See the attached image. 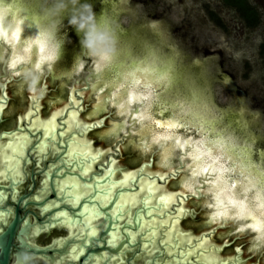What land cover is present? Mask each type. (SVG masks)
I'll list each match as a JSON object with an SVG mask.
<instances>
[{
    "label": "water",
    "instance_id": "1",
    "mask_svg": "<svg viewBox=\"0 0 264 264\" xmlns=\"http://www.w3.org/2000/svg\"><path fill=\"white\" fill-rule=\"evenodd\" d=\"M63 2V0H0V63L6 54L3 57L0 77H6V65L9 66L12 62L16 64V67H10V75L4 82H0V86L3 88L6 82L8 86L15 80L10 85L15 91L13 95L18 97V103H11L12 109H7L3 113V116L6 113V118L0 127L11 125L16 111L25 106L26 88L25 80L22 78L33 77L29 79L31 87L29 94L45 102L43 108L45 113L49 106L47 101L54 100L50 95L61 94L64 98L68 85L66 80L72 78L67 75L76 72L78 66H80L79 70L83 67L81 60L85 39L82 34L74 32V29L90 17L92 12H97L100 5L96 2L93 5H86L84 12H80L81 9L78 8L77 14L73 16L66 12V17L57 21L59 12L63 13L67 6H71V3L67 2L62 11L58 10ZM103 2L102 10L95 15L93 22H90L86 29L88 52L92 57V69L89 74L92 79L85 77L87 86L79 87L75 84L72 86L83 89L84 102L88 105L81 113L79 121L75 123L79 132L84 133V138L96 137L94 146L97 147L110 146L122 141L118 167H123L125 170L140 168L146 159L152 158L154 153L153 167L157 166L168 172L182 169L178 176L168 181V188L183 187L187 192L200 190V196L192 197L188 201L189 204L200 206L199 214L195 217H182L177 224V228L190 231L194 235L211 228L214 223H221L223 217L218 213L230 217L240 214L241 204L247 203L243 196L235 205L229 204L226 208H217L218 193L225 203L231 199L227 189L234 180L252 175L258 182L249 196L258 194L264 199V175H262L264 151L260 149L256 155L257 149L264 147V140L254 145L257 136L251 131L254 130L264 138V115L260 126L250 129L243 104L239 109L229 107H236L235 98H244L247 94L232 79L230 84L233 90L230 86L218 82V78L214 80L211 76L212 78L209 79L207 73L210 75L216 72L226 73L221 68L217 69L219 67L215 69L214 65H209L206 73L201 61L195 57L197 53L195 48L199 46L195 43L196 47L192 46L193 42L188 35L185 46L186 44L189 46L187 49L190 57H187L182 47L168 40L159 28L160 22L154 19L145 20L143 23L147 24L146 27L134 21L135 13L132 14L134 17L132 21L129 16L121 15L123 11L133 10L130 8L129 0H103ZM139 3L144 7V0H139ZM160 11L163 10L157 6V14ZM175 25L178 27L176 23ZM151 31L154 33L151 34ZM38 37L39 44L34 42ZM41 46L43 52L40 50ZM198 49L202 52L201 48ZM102 54L108 58L101 59ZM41 60L45 63L41 69H38L36 65ZM193 60L196 61L197 67L193 64ZM48 64L51 65L50 68ZM44 68L47 71L40 89L37 86ZM48 76H53L54 79L47 82ZM79 81V78L74 80L76 83ZM45 83L49 89L50 84L62 85L54 93L46 96L51 90H45ZM247 98L250 107L257 105L249 96ZM66 103L68 101L63 102L62 99L50 102L51 110L44 114V118H48L51 111L55 110L53 104L61 106ZM108 107L110 111L102 116L105 118L103 127L89 130V121L102 118H98L99 114ZM114 113L119 115L118 119L115 118ZM3 116H0V122ZM158 119L175 120L183 127L161 128L156 124ZM17 122L18 120L13 126L0 129V139L14 129ZM157 136L161 138L159 144L156 142ZM164 137L167 139L164 140ZM215 141L226 145L227 151L216 150L213 143ZM210 148L213 149V155L219 157V161L215 164L208 154ZM123 153L129 154L126 161ZM206 168L208 172L204 175ZM147 170L151 171L152 168ZM31 173V183L26 192L19 193V185L26 180V177L18 185H10L8 182L0 184V229L7 222L9 213L13 212V217L0 232V264H7L15 246V239L19 240L20 245L24 244L22 235L26 234L30 225L28 214L40 224L34 222L29 226L26 239L37 236L42 230L52 228L46 222L47 213L42 203L33 200L42 187L44 173L35 170ZM37 174L43 178L40 179V184L35 190ZM7 194L11 199L8 203L14 207L13 210L6 204ZM49 196L54 198L55 194L49 193ZM28 205L39 210L40 216L35 210H27L21 214L20 210L27 208ZM205 205L210 207H204ZM22 220L24 223L19 226ZM246 223V221L229 220L226 227L216 231L213 242L227 239L231 233H235L234 243L223 249V252L230 254L233 245L241 243L242 261L243 258H247L246 264H264V237L257 239L259 234L248 229ZM41 225L43 228L40 227ZM57 226L67 228L68 232L73 231L68 225ZM238 230L241 232L239 235ZM70 240L71 237L65 234L45 245L33 244L42 249L40 253L44 256L48 255V252H51L50 256L66 254L71 264H104L99 260L101 255H120L115 253V250L93 243L88 247L86 255L72 260ZM14 254L27 257L26 252L17 251ZM219 254L215 253V255ZM54 260L53 264H58L56 258ZM107 264H124V261H108ZM133 264H149V261L144 254H141Z\"/></svg>",
    "mask_w": 264,
    "mask_h": 264
},
{
    "label": "snow or ice",
    "instance_id": "2",
    "mask_svg": "<svg viewBox=\"0 0 264 264\" xmlns=\"http://www.w3.org/2000/svg\"><path fill=\"white\" fill-rule=\"evenodd\" d=\"M34 42L39 44L40 38ZM40 50L43 52V46ZM107 58L101 55V59ZM44 63L41 60L36 67L41 69ZM9 67H16L15 62ZM44 88L51 90L47 83ZM28 101V107L16 113L18 122L15 128L0 139V184L18 185L32 174L29 167L44 173L42 187L33 200L42 203L49 227L68 225L73 229L67 233L71 237L72 259L86 255L88 247L96 243L120 254L101 255L99 260L104 264L118 260L133 264L141 254L149 264H246L247 258L242 261V246L236 245L232 253L225 254L223 249L232 245L234 239L214 243V234L233 220L246 221V227L259 234L257 239L264 237V199L258 194L249 196L258 182L252 175L233 181L227 189L231 196L227 203L220 198V193L216 196L218 209L239 203L243 196L247 203L241 204L240 214L230 217L218 213L223 217L221 223H214L211 228L194 235L177 228V224L182 217L199 214L200 206L188 201L200 196V190L169 189L168 181L178 176L182 169L168 172L153 167L155 153L140 168L125 170L118 167L122 141L97 147L94 146L96 137L84 138V133L75 127L81 113L88 107L84 102L83 89L72 87L68 103L61 106L53 104L55 110L48 118L42 114L45 105L39 98L28 94ZM13 102L18 103V97L12 95L6 82L0 88V116ZM104 121V117L89 121V130L103 127ZM156 124L161 128L183 127L175 120L158 119ZM156 142L161 143L159 136ZM213 143L216 150L227 151L222 142ZM208 154L213 164L219 161L212 148ZM149 168L152 170L148 171ZM207 172L206 168L204 175ZM49 193H54V198ZM237 234L241 232L238 230ZM22 247L37 255L42 251L29 239Z\"/></svg>",
    "mask_w": 264,
    "mask_h": 264
},
{
    "label": "flooded vegetation",
    "instance_id": "3",
    "mask_svg": "<svg viewBox=\"0 0 264 264\" xmlns=\"http://www.w3.org/2000/svg\"><path fill=\"white\" fill-rule=\"evenodd\" d=\"M63 1L64 2L59 5L60 8L58 10L62 11L63 8H64L63 6L67 2H70L71 3V6H70L71 8L67 6V9L65 8L64 9L65 11L63 13H60L59 12V15L57 17V21H59L60 18L61 19L65 18L66 17V14H65L66 12H68L69 14H72V16H73L74 14H77L78 8L81 9L80 12H84V7H86V5L87 6L90 5V4L93 5V3H95V2L100 5V8H99V10L97 12H92L91 16L88 17L87 19H85L81 24H79L78 26H75L74 32H76L79 35L82 34L83 35V38L85 39V43H84L85 45L82 47L83 58L81 60L82 61V64H83V67L79 70L78 67H80V66H78L76 68V70H77L76 72L74 71V72H72L71 75H69V74L67 75L69 77L72 76V78L69 81L66 80V82H68V85L66 87V93H65L64 98L61 97V94L60 95H52L51 94V93H54L58 89V87L61 86L62 84L57 83V84H55V86H51V84H50L51 91L48 92V94L46 96H49L51 94L50 97L54 98V100L52 99L50 101H47V104L49 106L47 107V110H46L45 113L50 112V110H51L50 107H52V106H50V102L55 101L57 99H62L63 102L64 101H68L69 90L72 88V86L74 84H75V86L83 87V86L86 85L85 84V77H88L89 80L92 79V76L89 75L90 74V71L92 69V57L90 56V54L88 52V49L89 48H88L87 42H86V29H87V26L89 25V23L90 22H93V19H94L95 15L98 14V12L100 10H102L101 9L102 8V4L104 3L103 0H63ZM129 5H130V8H133V10H132L133 12L132 11H130V12L123 11L121 15L129 16V18L131 20V19L134 18L132 16V14L135 13V20L134 21L135 22L142 23L146 27H147V24L146 23H143L145 20H152V19H154L157 22H160L161 23L160 24L161 27H159V28L165 33V35L168 37V40L171 41V42H173V43H175V44H177L178 46L182 47L183 50L186 51L187 57H190V54H189L188 49H187L189 46H188V44H186V46H185L186 36L189 35V34H187L188 32L185 31V22L183 23V25H180V26L177 27L175 25V23L172 20H170V18L168 17V15L166 14L165 11H160L159 14H157V2H156V0H144V7L139 3V0H129ZM72 8L73 9L75 8V10H73ZM186 24L188 26L190 25V23H189L188 20L186 21ZM176 30L178 31V33H176ZM150 33L153 34L154 32L151 31ZM190 37H191L190 39L193 42L192 43V46H195L194 45L195 40H196L195 35L194 34H191ZM205 41L208 44H211L212 43L210 38H205ZM198 48H200V47H196L195 48L196 49V52H197L195 57L201 61L200 63H202V67H203V69L205 68L206 73L208 72L209 65H214V68L215 69H216V67H219L217 69H220L221 68V65H222L221 60L222 59H221V57L219 55V51L217 52V51H214L213 50L212 52L204 53L206 51L204 46H202V48L204 50L201 48L202 49V52H200L201 50L198 49ZM3 57H2V60H1V63H0V74H2L1 67H2V62H3ZM193 64L196 66V61L195 60H193ZM5 67H6V71H7V75H5V76L8 77L10 75V73H9L10 72V67L8 65H6ZM46 71L47 70L44 68L43 69V72H42V75L39 78V82H38V86L37 87H39L40 89L43 86L44 76H45L44 74H46ZM206 75L208 76L209 79H211L213 77V79L216 78V80H217V78H218L219 79L218 82H221L222 84H226V85L230 86L231 89L233 90L232 85H231L232 84L231 83V78L228 75H226L224 73H219V72H216L213 75H210L209 73H207ZM18 76H21V75H18ZM6 77H0V82H4ZM69 77L67 79H69ZM30 78H33V77L31 76V77H24V78H22V79L25 80V88H26V90H25V98H26V100L25 101H26V103H25V106L23 108H21V109H26L28 107V105H29L28 94H29V91L31 89L30 84H29V79ZM76 78H79L80 79L79 83L74 82V80ZM53 79H54L53 76H48L46 81L47 82H51ZM228 80H229V82H228ZM14 81H12L11 83H14ZM10 84H8V88L12 90V87H11ZM0 88H1V86H0ZM13 94H15V91L12 90V95ZM247 97L248 96L245 95L244 98H235L236 99L235 100L236 107L235 106H229V107L239 109L241 107V105L243 104L244 109H245V116H246L247 119H249L250 129H251L252 127H258V126H260V124L262 122L263 115H264L263 114L264 111H263V109L259 108L257 105H254V106L250 107L249 104H248V102H247V99H249V98H247ZM44 105H45V102H44ZM10 106H12V105L9 104V106L7 108L8 110H11L12 109ZM43 108H42V114L44 116L45 113L43 112ZM17 111H16V113H17ZM108 111H110V107L103 109L102 112L99 114V117L98 118L104 116L105 115L104 113L105 112H108ZM16 113L14 115V122L11 125H8V126H1L0 129L13 126V124L17 120ZM5 114H4L3 118H2V121L0 122V125L4 122V120L6 118ZM48 115H49V113H48ZM115 115H116L115 118L118 119L119 118V115H117V114H115ZM126 125H128V122H126ZM251 131L257 136V141H256V143H254V145L255 144H260L261 140H264L263 136L261 134H259V133H255L254 130H251ZM260 149L264 151V147L258 148L257 151H256L257 152L256 155L258 154V152H259ZM123 155L125 156V161H126V158H127V156H129V154L123 153ZM176 156H177V154L175 155V159H176ZM28 170L30 172L32 170L34 171V169H32L31 167H29ZM30 177H31V175L27 176L26 177V180H24L19 185V188H20L19 193H23V192L28 191V189H29L28 186L31 183V178ZM41 178H43V177L40 176V175H38V174L35 175V179H36V187L34 188L35 190L37 189V186L40 184V179ZM6 200H7L6 201V204L9 205L8 202L11 199L9 198L8 194H7ZM9 207L11 208V210L14 209V207L11 206V205H9ZM27 210H35L38 213V215L40 216L39 210L34 209L31 205H28L27 208H25V209H21L20 210V213L23 214ZM12 217H13V212L9 213L8 220H10ZM28 217H29L30 225H32L34 222H37L38 224H40L38 221H36V219L31 214H28ZM189 219H191V218H189ZM8 220H7V222H8ZM7 222L1 226L0 232L7 225ZM23 223L24 222L22 220L20 222V225L19 226H22ZM29 226L27 227L26 234H23L22 235V238H23L24 241L27 238V233L29 231ZM232 231H234V230H232ZM67 233H68V229L67 228L55 226V227H52L51 230H47V229L42 230L40 234H38L35 237L34 236L33 237H30L31 239H29V240H31L32 243H36V244H39V245H45V244H48V243L52 242L53 240H55L58 237H62L63 235H65ZM235 236H236L235 233H231L229 235V238H234ZM14 242H15V246H14V248L12 249V251H11V253L9 255L7 264H53V263H55L54 262L55 261L54 260L55 258H56V261L58 262V264H71L68 261V259H70V258L69 257H66V254H63V255H55L54 254V255L50 256L49 254L51 252H48V255H46V256H44L41 253H39V255H37L36 253L32 252L31 250H29V249H27L25 247H22L23 245H20V242H19L18 239H15ZM236 245H240L241 246V243L234 244L233 245V248ZM54 246H56V244H54ZM17 251L26 252L27 253L26 254L27 257L14 254ZM259 253H260V251H259ZM19 258H21L22 261L21 260L19 261Z\"/></svg>",
    "mask_w": 264,
    "mask_h": 264
},
{
    "label": "rangeland",
    "instance_id": "4",
    "mask_svg": "<svg viewBox=\"0 0 264 264\" xmlns=\"http://www.w3.org/2000/svg\"><path fill=\"white\" fill-rule=\"evenodd\" d=\"M246 1L259 13L254 25L224 0H156L178 26L185 22L188 36L194 34L205 53L219 51L221 70L264 111V0Z\"/></svg>",
    "mask_w": 264,
    "mask_h": 264
},
{
    "label": "trees",
    "instance_id": "5",
    "mask_svg": "<svg viewBox=\"0 0 264 264\" xmlns=\"http://www.w3.org/2000/svg\"><path fill=\"white\" fill-rule=\"evenodd\" d=\"M226 3L235 6L240 15L246 19L247 24L254 25L259 21V13L255 7L250 5L246 0H224ZM217 17V16H216ZM219 21L218 18H216Z\"/></svg>",
    "mask_w": 264,
    "mask_h": 264
}]
</instances>
